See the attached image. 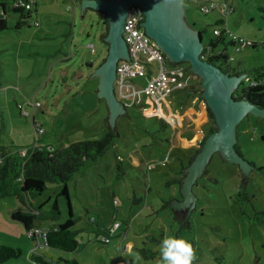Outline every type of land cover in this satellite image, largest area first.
<instances>
[{"label":"rangeland","instance_id":"374dc122","mask_svg":"<svg viewBox=\"0 0 264 264\" xmlns=\"http://www.w3.org/2000/svg\"><path fill=\"white\" fill-rule=\"evenodd\" d=\"M207 1L184 0L186 22L195 30L205 28L202 41L206 43L214 37L215 21L222 19L219 27L226 34L217 47L227 46L228 55L233 56L227 62L230 67L251 78L256 70L264 74V0H216L227 6L225 13L218 8L204 12L202 6ZM31 13L24 21L20 13L7 12V28L0 31V148L58 149L75 141L101 138L112 127L108 121L105 123L106 102L90 83L86 63L99 62L106 56L102 15L91 9L83 12L80 2L71 0H44L38 11ZM230 34L257 46L229 45ZM198 81L201 87L199 77ZM242 81L247 83L246 78ZM181 92H177L178 97L185 101ZM172 96L177 97L172 94L166 100L175 110ZM132 110L128 108V114L120 115L115 122L119 136L114 146L74 173L68 182L69 202L76 219L74 229L78 230L76 251L65 252L44 244L39 251L23 224L9 215V209L19 204L17 198L3 197L0 246L13 245L21 251L19 257L6 263L31 262L27 253L34 248L35 252H43L51 264H158L159 245L164 238L174 236L193 243L197 256L194 264H264V224L249 223L233 199L241 185L238 166L214 153L207 172L193 186L195 208L187 215L181 210L170 213L164 202L181 199L177 184L171 182L178 178L181 152L171 150L164 135L153 130L159 126L157 117L144 119ZM209 121L213 124L210 117ZM35 127L42 132L36 134ZM262 136V116L249 112L236 125V142L253 166L245 182L251 200L241 206L249 215L264 210ZM131 152L141 160L140 165L130 163ZM118 161L122 163L120 171ZM56 189L49 185L29 202L45 212L56 198L60 216L55 222H63L68 217L67 200L57 196ZM49 222L39 220L36 226L47 227ZM114 222L120 224L117 232L104 244V234L99 231ZM150 234L154 237L147 238ZM128 242L134 245L132 251L124 248ZM145 245L157 250L158 255L144 259L139 254L137 258L135 248Z\"/></svg>","mask_w":264,"mask_h":264},{"label":"water","instance_id":"95a60500","mask_svg":"<svg viewBox=\"0 0 264 264\" xmlns=\"http://www.w3.org/2000/svg\"><path fill=\"white\" fill-rule=\"evenodd\" d=\"M130 5L142 8L145 17L140 25L169 61L187 62L189 69L200 78L201 97L211 111L216 126V130L204 137L199 151L183 170L179 186L181 199H173L170 204L172 212L181 210L186 211L187 215L195 208L193 186L203 175L214 153H218L226 162L236 164L242 175L253 170V166L235 148L236 125L249 112L264 117V109L245 99L234 97V92L247 77L246 74H229L201 57L202 36L199 30L193 29L186 22L183 0H82L80 7L83 12L86 9L102 12L108 21L104 37L107 44L106 56L91 77L100 78L97 93L106 100L109 107L107 121L112 129L115 128L117 116L127 115L124 106L116 99L114 82L117 79L119 60L130 61L122 37ZM0 10L3 14L2 8ZM242 182L240 179V183Z\"/></svg>","mask_w":264,"mask_h":264},{"label":"trees","instance_id":"16d2710c","mask_svg":"<svg viewBox=\"0 0 264 264\" xmlns=\"http://www.w3.org/2000/svg\"><path fill=\"white\" fill-rule=\"evenodd\" d=\"M0 7L3 10V14H0V31L7 28L5 17L7 12L20 13V19L22 20L30 18L31 15V12H23L21 9L13 8L12 0H0ZM222 22V19L216 20L213 27H219ZM19 25L20 23L18 22L16 26ZM107 29L108 25L106 26L105 33H102L103 42ZM199 31L203 39L205 28L202 27ZM225 34L226 30L224 28H220L219 35L214 36L212 34L214 37L206 42V44L212 49L211 54L206 57L205 60L221 67L223 71L229 74L239 75L241 74V71L235 70L230 67V64H227L228 53L225 51L227 46L224 48L217 47L220 43L224 42ZM228 43L229 45L234 46V43L230 40H228ZM262 44L264 45V42ZM249 45L253 47L257 46L253 42ZM216 47L218 50H216ZM204 49L205 48H203L201 54H203ZM200 91L202 92V90ZM234 97L236 99H245L257 107L264 109V74L259 70H256V74L253 78L247 76V83H244L243 81L241 82L239 88L234 92ZM202 101L204 100L202 99ZM205 110L207 115L213 119V115L207 106ZM159 124L161 128L165 126L161 121ZM214 130H216L215 125L206 132L204 137ZM118 136L119 133L116 128H108L106 134L101 138L75 141L58 149H51L47 146H35L27 148L25 154H21L20 151L23 149L6 150L0 148V198L13 196L17 198L20 204L19 206L10 209V217L13 220L21 222L26 232L28 229L36 226V222L39 220L44 219L51 221L47 226L48 230L43 236L42 246L39 248V251L43 247V244L65 252L76 251L79 244L78 230L74 229L76 219L73 218L72 207L69 202L68 182L71 180L74 173L83 168L87 163L96 162L112 146H114L115 140ZM262 140L264 141L263 136ZM201 145L202 142L200 143L199 148L194 151V154L190 157L188 163L192 161ZM235 148L242 156H244L238 142H236ZM121 168L122 163L118 161L117 171H120ZM184 168L185 167L182 165L179 170L180 176L183 175ZM205 172H207V168L205 169ZM248 174L242 175L240 172L239 175L243 182L241 183L239 190L234 194L233 199L240 207L241 214L245 216L249 223L263 225L264 210H254L252 214L249 215L241 209L243 203H249L251 200L244 183L248 180ZM171 182L180 186L181 178H176ZM49 185H55L57 188L56 195L64 196L67 200L68 217L63 222H55L60 216V209L56 198H54L51 203L49 210L45 212H42L40 208H34L30 205L29 199L41 195L49 188ZM170 201L168 200L164 202L163 206L167 207L170 213H172L169 206ZM42 205L43 203L40 207ZM174 218L177 220L175 214ZM184 218L185 217H183L182 220H184ZM108 229H105V232H103L106 236H109ZM146 237L153 238L154 236L150 234ZM156 241L161 240L156 239ZM143 243L146 244L144 241ZM135 250L144 259H153L158 255L157 250H154L147 245L136 247ZM39 251H32L29 256L36 264H51L52 261H50L43 252ZM20 254L21 251L19 248L1 245L0 264H5L8 260L19 257ZM72 263L75 264L76 261H73Z\"/></svg>","mask_w":264,"mask_h":264},{"label":"built area","instance_id":"2783aa9c","mask_svg":"<svg viewBox=\"0 0 264 264\" xmlns=\"http://www.w3.org/2000/svg\"><path fill=\"white\" fill-rule=\"evenodd\" d=\"M71 1L78 3L82 0ZM35 4L36 0H12V7L21 9L23 12H32ZM226 7L225 4L221 5L216 0H208L202 6V10L209 12L213 8H218L222 13H225ZM229 10L231 9L229 8ZM144 17V12L140 6H128L122 37L126 43L130 61L122 59L118 62L117 79L114 82V92L117 99L125 108L140 106L144 110H148L153 106L162 105L166 95L176 91H184L185 95L191 99L193 106L202 103L201 87H199L197 76L189 69L187 63L169 61L157 43L146 34L144 27L140 25ZM212 34L214 36L219 35L220 27H214ZM229 36V40L234 43V46L244 47L250 44L242 37L233 34ZM203 48L205 49L201 57L205 59L211 54L212 49L206 43L203 44ZM227 56V62L233 60V56ZM129 93H132V96L128 97ZM34 105L36 106V104ZM34 130L36 134L42 132V129L38 127H35ZM25 152L26 149L20 151L21 154H25ZM113 202L117 204L118 201L113 199ZM119 225L118 222L111 224L108 229L110 237L114 235ZM47 230L48 227L34 226L27 230V236L36 242L34 243L35 247L40 248ZM109 236L104 235L102 241L108 242ZM33 249L30 250V253L34 251Z\"/></svg>","mask_w":264,"mask_h":264},{"label":"crops","instance_id":"0c3cea01","mask_svg":"<svg viewBox=\"0 0 264 264\" xmlns=\"http://www.w3.org/2000/svg\"><path fill=\"white\" fill-rule=\"evenodd\" d=\"M44 0H36L35 7L32 12H37L38 8L41 5V2ZM1 9V8H0ZM32 14V13H31ZM25 21V20H24ZM21 22V21H20ZM192 27V26H191ZM193 28V27H192ZM194 29V28H193ZM226 53H227V47H226ZM101 60L99 62H93V61H88L86 64L87 69H88V74H90V83L95 87L97 91V87L99 84V76L91 77L92 75L95 74L96 69L100 65ZM229 64V63H227ZM36 79H38V76H36ZM178 91L173 92L171 94L166 95L164 102L160 106H153L152 108H149L148 110H144L140 106H130V107H124V109L128 110V108H132L134 114H140L144 119H152L157 117L158 122H162L163 125H165L163 128H161L160 124H158V129L154 126V129L156 133L160 131L164 135V141H166L171 150L173 149H178L181 152V156L179 157V162L180 165L186 167V165L189 162L190 157L194 154V151L199 148L200 143L204 139V136L206 135V132L213 126L215 125L214 119H213V124L209 121V116L207 115V112L205 110V106H203V103H199L198 105H192L191 99L188 98L185 93L181 92L182 95L185 98V101L183 98L178 97L179 94H177ZM175 94L177 97L176 99L173 98V106L175 107V110L168 105V96ZM129 97V96H128ZM100 99H104L99 97ZM117 99V97H116ZM105 100V99H104ZM118 100V99H117ZM119 101V100H118ZM170 101V100H169ZM106 102V100H105ZM120 102V101H119ZM132 113V114H133ZM128 114V113H127ZM133 114V115H134ZM110 111L109 107L106 103V113H105V123L107 122V119L109 118ZM119 116L116 117L115 122L117 121ZM168 132V133H167ZM168 136H167V135ZM191 137V138H189ZM168 138V139H167ZM7 150V149H6ZM116 157L121 158L120 160H123L120 154H117ZM129 161L133 166H138L141 164V160L134 154V152H131L128 155ZM179 173L177 172L178 178H181L182 176L178 175ZM177 191H179V186L177 185ZM172 200V199H171ZM113 202V201H112ZM114 204V202H113ZM20 204L14 206L17 207ZM10 211V209H9ZM10 215V214H9ZM47 225V224H46ZM110 225V224H108ZM108 225L100 230L99 233L105 232V229L110 228ZM127 230V229H126ZM117 232V230L115 231ZM122 239L120 240L119 244L122 245ZM107 242H104L106 244ZM13 246V245H11ZM134 245L130 242L126 243L124 248L127 251H132ZM29 249L27 253V258L31 261H20L17 264H36L34 260L29 256L30 250ZM21 255V254H20ZM16 259V258H15ZM7 264V263H6Z\"/></svg>","mask_w":264,"mask_h":264},{"label":"clouds","instance_id":"9594fccd","mask_svg":"<svg viewBox=\"0 0 264 264\" xmlns=\"http://www.w3.org/2000/svg\"><path fill=\"white\" fill-rule=\"evenodd\" d=\"M159 252L158 264H194L197 258L193 243L183 237L164 238L159 245ZM137 258H139L138 253Z\"/></svg>","mask_w":264,"mask_h":264},{"label":"flooded vegetation","instance_id":"af4514ba","mask_svg":"<svg viewBox=\"0 0 264 264\" xmlns=\"http://www.w3.org/2000/svg\"><path fill=\"white\" fill-rule=\"evenodd\" d=\"M184 1V0H183ZM92 11H95V12H99V11H96V10H93V9H91ZM101 15H102V17H103V26H104V30H106V26L108 25V21H107V19H106V16H105V14H103L102 12H99ZM103 30V31H104ZM108 30V29H107ZM102 36V35H101ZM105 42V41H104ZM204 44V43H203ZM107 45V44H106ZM197 78H198V76H197ZM202 103H204V102H202Z\"/></svg>","mask_w":264,"mask_h":264}]
</instances>
